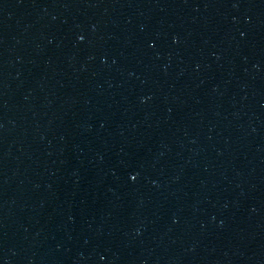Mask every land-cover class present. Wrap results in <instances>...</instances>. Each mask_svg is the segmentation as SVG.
Returning <instances> with one entry per match:
<instances>
[{
  "label": "water",
  "instance_id": "obj_1",
  "mask_svg": "<svg viewBox=\"0 0 264 264\" xmlns=\"http://www.w3.org/2000/svg\"><path fill=\"white\" fill-rule=\"evenodd\" d=\"M205 0H0V264H64L143 96Z\"/></svg>",
  "mask_w": 264,
  "mask_h": 264
}]
</instances>
